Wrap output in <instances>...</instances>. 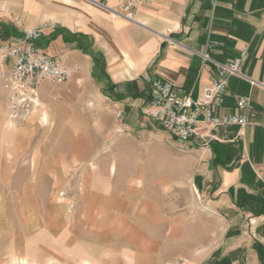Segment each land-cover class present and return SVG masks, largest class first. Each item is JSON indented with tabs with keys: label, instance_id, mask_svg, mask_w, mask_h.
I'll use <instances>...</instances> for the list:
<instances>
[{
	"label": "crops",
	"instance_id": "crops-1",
	"mask_svg": "<svg viewBox=\"0 0 264 264\" xmlns=\"http://www.w3.org/2000/svg\"><path fill=\"white\" fill-rule=\"evenodd\" d=\"M120 1L0 0V43L21 36L23 28L53 23L35 44L50 56L63 55L67 62L78 63L77 72L63 82L68 87L66 97L81 103L85 97L100 94L109 110L122 111L119 120L126 130L154 123L143 115L152 79L170 80L196 98L214 70L198 52L226 61L245 45L248 55L241 75L228 76L219 114L238 112L233 96L242 95L256 115L241 127L229 126L225 141L187 144L194 157L190 182L195 199L188 207L192 214L180 212L172 225L177 230L188 226L193 243L185 254L180 250L174 254L173 262L264 264V0H151L137 4L129 16L119 9ZM209 40L215 43L207 46ZM11 64L12 58L6 68ZM90 81L97 83L99 94L86 87ZM96 105L101 108L100 99ZM4 106L0 85V144L6 128ZM1 154L2 149L0 161ZM77 161L75 155L70 156L67 171L78 166ZM3 171L1 164L0 176ZM142 204V208L149 207L146 201ZM17 206L0 197V264H38L42 259L37 257V229L30 227L33 216L21 237ZM94 221V226L105 225L100 218ZM159 222L164 224V218H158ZM113 223L109 228L99 227V232L114 235L113 228L131 224L118 219ZM143 223L142 239L148 244L154 238L148 219ZM62 239L68 246V238ZM44 250V263L52 264V252ZM67 258L77 260L76 264L86 262L81 256Z\"/></svg>",
	"mask_w": 264,
	"mask_h": 264
},
{
	"label": "rangeland",
	"instance_id": "rangeland-1",
	"mask_svg": "<svg viewBox=\"0 0 264 264\" xmlns=\"http://www.w3.org/2000/svg\"><path fill=\"white\" fill-rule=\"evenodd\" d=\"M86 87L99 94L94 81ZM66 89V83L44 80L37 88L38 104L24 121L3 118L0 197L18 204L21 237L33 216L38 264H45V248L52 252V264L77 263L68 256L84 257L85 264H178L173 255L185 254L193 243L188 226L172 225L180 212L192 214L188 207L195 199L194 157L187 143L154 123L121 128L106 98L99 94L72 102L76 98H67ZM73 155L78 166L67 171ZM143 201L148 208H142ZM160 217L164 224H157ZM97 218L105 225L94 226ZM146 218L154 238L148 244L141 231ZM117 219L131 224L113 228L114 235L99 232Z\"/></svg>",
	"mask_w": 264,
	"mask_h": 264
},
{
	"label": "built area",
	"instance_id": "built-area-1",
	"mask_svg": "<svg viewBox=\"0 0 264 264\" xmlns=\"http://www.w3.org/2000/svg\"><path fill=\"white\" fill-rule=\"evenodd\" d=\"M151 0H121L119 9L130 15V10L141 2ZM18 23V22H17ZM54 24L40 23L34 28H23V34L0 43V85L5 92L4 113L8 121H24L37 106V88L44 81L63 83L77 72V62H67L63 55L53 57L39 49L35 41L46 28ZM209 40L208 45L214 44ZM204 61L214 66L213 74L192 98L170 80L154 78L150 82L149 100L143 108L145 118L157 124L181 143L225 141L227 128L243 126L256 115L246 96L234 95L236 113L219 114L227 94V78L241 75L240 68L248 51L241 46L236 56L226 61L212 59L206 51L198 52ZM12 64L6 68L7 60ZM117 119L122 111L115 112Z\"/></svg>",
	"mask_w": 264,
	"mask_h": 264
}]
</instances>
